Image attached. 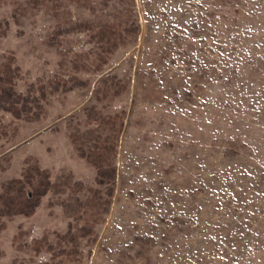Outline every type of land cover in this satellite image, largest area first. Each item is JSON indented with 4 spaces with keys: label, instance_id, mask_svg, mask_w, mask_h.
Returning a JSON list of instances; mask_svg holds the SVG:
<instances>
[{
    "label": "rangeland",
    "instance_id": "obj_1",
    "mask_svg": "<svg viewBox=\"0 0 264 264\" xmlns=\"http://www.w3.org/2000/svg\"><path fill=\"white\" fill-rule=\"evenodd\" d=\"M134 1L138 36L98 70L85 30L58 36L66 52L90 54V69L76 72L88 85L49 92L36 121L0 109V184L19 176L32 155L52 179L70 169L97 186L96 167L77 155L68 133H104L122 120L109 211L93 225L95 240L79 238L80 260L65 264H264V0ZM24 2L0 0V21L7 22L0 59L15 55L20 90L70 67L60 66L59 49L49 43L53 8L13 14ZM63 6L76 21H95L124 3ZM106 74L124 84L119 94L95 95ZM87 106L101 119L87 124ZM49 195L29 216H0V264L48 260L50 250L20 247L13 235L26 230L30 242L48 230L54 242L50 231H65L70 218Z\"/></svg>",
    "mask_w": 264,
    "mask_h": 264
},
{
    "label": "trees",
    "instance_id": "obj_2",
    "mask_svg": "<svg viewBox=\"0 0 264 264\" xmlns=\"http://www.w3.org/2000/svg\"><path fill=\"white\" fill-rule=\"evenodd\" d=\"M70 1L87 3L89 0ZM101 1L105 4L110 0ZM121 2L124 3L122 10L107 13V17H99L95 21H76L71 16V11L63 6L65 0H25L23 4L18 3L13 14L16 10L25 13L27 8L34 11L43 5L53 8L55 24L49 36V43L56 44L59 49L60 66L70 67L66 68V75L54 73L46 81L29 82L25 89L20 90L16 87L20 78V68L15 62V55L12 51L5 54L4 59H0V109L9 112L15 118L36 121L45 110L44 102L49 92L67 91L75 85H88L89 80L81 78L76 72L90 69L85 62L90 58V54L85 51L74 54L66 52L60 47L58 36L69 31L85 30L96 46V54L91 59L94 62V69H100L107 62L110 53L120 45L132 41L140 32V23L133 17L135 1ZM93 8L94 6L92 10ZM1 22L7 25L6 21H0V27ZM99 80L101 85L95 89V95L99 91L104 95L109 93L110 96L119 94L124 85L120 83V78L116 74H106ZM86 115L87 124L92 119H101L100 114L91 106H87ZM122 126L123 121L116 123L114 118L108 127L109 131L104 133L96 127L87 128L85 131H78L76 128L68 133L77 155L96 167L97 186L75 179L70 169L61 170L52 179L51 171L41 166L32 155L27 159L19 176L1 182L0 216H10L14 213L29 216L41 203L42 198L49 193V204L59 203L63 214L70 218L64 232L50 231L55 234L54 242L48 240V230H44L39 237H33L30 242L24 240L26 230H18L13 235V240L18 239L16 245L20 247H30L35 253L42 249L51 251L48 260L41 261V264L79 261L81 252L79 238L87 236L90 240L96 239L97 234L93 225L104 220L103 213L109 211L116 190L117 143ZM112 130L115 132H111ZM80 191L83 192V196L79 194ZM4 225L5 223L1 224Z\"/></svg>",
    "mask_w": 264,
    "mask_h": 264
}]
</instances>
